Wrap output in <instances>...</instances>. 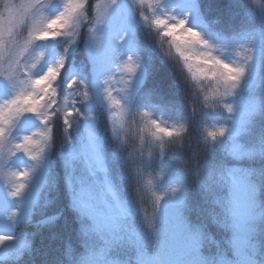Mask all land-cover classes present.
<instances>
[{"label":"trees","instance_id":"obj_1","mask_svg":"<svg viewBox=\"0 0 264 264\" xmlns=\"http://www.w3.org/2000/svg\"><path fill=\"white\" fill-rule=\"evenodd\" d=\"M98 1L88 0L89 24ZM199 8L215 36L238 40L264 34V0H199ZM135 9L142 20L141 9ZM89 24L72 56L87 68ZM138 40L146 77L124 142L113 135L104 106L97 105L109 176L132 210V226L111 246L108 261H95L99 243L90 234L91 220L76 209L71 193L68 129L62 117H55L48 183L32 219L22 226L31 246L20 259L0 264H264V153L241 162L233 155L235 143L209 137L231 120L219 101L210 107L204 103L213 84L193 83L168 39L153 25L141 23ZM258 98L263 109L252 139L264 143V55ZM146 111L168 114L183 122L186 131L177 138L157 139L140 120ZM243 171L245 175H238ZM246 190L254 192L258 209L247 236L240 220ZM175 191L177 209L170 200Z\"/></svg>","mask_w":264,"mask_h":264},{"label":"rangeland","instance_id":"obj_2","mask_svg":"<svg viewBox=\"0 0 264 264\" xmlns=\"http://www.w3.org/2000/svg\"><path fill=\"white\" fill-rule=\"evenodd\" d=\"M2 1L6 0H0ZM7 1L9 4L0 10V35L4 36L8 46L14 52L27 36L31 15L23 7L26 0ZM64 2L65 0H49L43 9V14L49 19L54 18L63 10ZM98 4L103 10V5L107 4V0H100ZM133 6L151 12L150 19H144V23L163 18L168 21L169 26H174L177 21L186 20V27L198 31L208 44L207 48L196 45L194 48L196 55H211L231 65L246 66V74L239 87L234 95L227 99L233 111L230 124L224 127L228 129L224 136L236 143L233 154L239 160L251 159L260 155L259 145L250 142L247 138L252 135L254 122L262 110V103L257 97L261 86L264 46L262 33L248 35L234 41L214 36L210 27L199 16L198 0H156L152 8L147 5L139 6L136 0H114V3L107 9L101 24L97 25L94 19L90 26L86 42V50L91 61L90 76L85 67H78L75 64L66 70L69 58L76 51L81 33L88 22L85 6L68 29L69 35L56 40L36 42L24 57L23 62L27 67L36 56L43 53L36 68H30L32 78H36L43 75L49 67H55L59 59H64V67L54 85L57 90V107L64 110V100L67 96L69 101L67 108L75 107L79 112V115L70 118L71 125L67 126L69 131L67 145V154L70 158L69 179L75 206L90 218V234L99 243V248H96L99 250L93 253L96 262L108 261L107 252L111 246L119 241L132 226L130 223L132 211L108 175L97 105L101 104L105 107L113 126L114 136L124 142L126 125L135 118L134 98L145 78L144 57L136 38L140 23ZM97 14L96 9L95 18ZM92 29L96 30L95 34ZM8 32L12 34L7 35ZM97 42L100 44L98 50L95 47ZM64 46L67 47V51H58L59 47ZM129 57H132L136 65L134 74L120 70ZM248 57H251L250 61ZM21 79L24 77L21 76ZM73 79H76L77 83L72 89H68L67 84ZM106 80L107 83H105ZM213 86L214 91L218 86L214 84ZM106 89L112 91L126 110L123 122L116 115L117 110L109 106L105 98ZM85 90L89 97L87 101H84L80 95ZM17 91L18 87H13L7 81L0 79V104L13 98ZM73 100L77 102L75 106L72 104ZM146 113L148 115L143 116V121L151 132L155 131L151 122L168 130L183 127L185 131L184 124L179 120H174L166 114ZM58 114L63 117L62 112ZM43 127L36 116L25 114L13 125L9 133V143H18L24 135H30ZM163 138L168 137L161 135L159 139ZM50 155L51 143L44 153L41 164L35 167L30 179L26 181L24 193L18 198H11L8 195L12 190V185L6 181L3 172L0 171V236L11 238L0 246V260L17 258L30 246V238L19 231V227L30 219L39 204L41 193L47 184ZM3 167L5 171L32 170L34 163L29 161L23 153H16L4 161ZM170 200L173 207L177 209L179 206L178 191L174 192ZM13 213L16 215L9 219ZM240 220L245 235H249L258 220L256 196L250 190H246L241 197Z\"/></svg>","mask_w":264,"mask_h":264},{"label":"snow or ice","instance_id":"obj_3","mask_svg":"<svg viewBox=\"0 0 264 264\" xmlns=\"http://www.w3.org/2000/svg\"><path fill=\"white\" fill-rule=\"evenodd\" d=\"M87 0H65L63 10L54 18H47L43 14V9L49 3V0H26L23 7L31 15V23L24 41L15 49L8 46L3 35H0V79L7 81L11 86L18 87L17 93L13 98L6 100L0 104V171L3 172L4 178L12 185V190L8 193L11 198L20 197L26 189V181L31 177V172L35 171L44 157L48 146L52 141V126L51 122L58 112L63 114V123L70 127L71 117L79 115L78 109L73 107L67 108L68 98L64 100V110L57 107V90L54 87L58 80L61 70L64 67V59L58 60L55 67H49L47 71L36 78H32L30 68L35 69L43 53L36 56L29 66H25L24 57L29 53L32 46L39 41L56 40L65 35H69L68 29L73 25L78 14L86 6ZM114 3V0H107V4H97V16L95 23L101 24L107 9ZM139 6L147 5L149 8L155 6L156 0H136ZM147 20V16H143ZM153 27L160 31V35L168 39L172 49L177 57L181 60L184 69L195 84L203 81L211 82L218 87L203 96V101L207 106H212V103L219 101L221 106L231 114L233 108L227 103L228 97L234 95L235 90L246 74V66L240 67L228 64L223 60L211 55H196L194 48L196 45L208 47V44L203 40L198 31L187 28V21L181 19L174 26H169L168 21L163 18H156L151 21ZM95 29L92 32L95 34ZM8 32L7 35H11ZM74 42V41H73ZM97 50L100 44L95 45ZM67 51V49H65ZM251 60V57H248ZM124 73L134 74L136 65L132 57H129L127 62L120 69ZM21 76L24 79H21ZM77 83L76 79L71 80L67 84L68 89H72ZM82 83V82H81ZM107 83V80L105 81ZM83 100H88V92L85 90L82 93ZM105 98L111 108L116 109V115L120 117L121 122L125 117L126 110L121 101L117 99L111 90H105ZM211 102V103H210ZM77 102L72 101L73 106ZM25 114L36 116L43 129L37 130L30 135H24L22 139L15 144L9 143V133L15 123ZM143 115L147 116L148 113ZM153 136L157 139L161 135L164 137H178L184 128H173L172 130L165 129L155 122H151ZM227 128L221 127L217 131H210L209 137L215 140L217 137H223ZM23 153L29 161L34 163L32 170L11 171L4 170V161L16 155ZM16 213H13L12 219ZM11 238L0 236V246L4 245Z\"/></svg>","mask_w":264,"mask_h":264}]
</instances>
